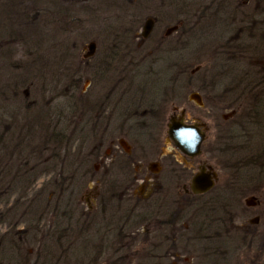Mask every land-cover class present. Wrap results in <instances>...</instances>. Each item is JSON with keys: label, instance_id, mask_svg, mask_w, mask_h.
Wrapping results in <instances>:
<instances>
[{"label": "rangeland", "instance_id": "obj_1", "mask_svg": "<svg viewBox=\"0 0 264 264\" xmlns=\"http://www.w3.org/2000/svg\"><path fill=\"white\" fill-rule=\"evenodd\" d=\"M207 7L210 11L204 18ZM259 8H264V0H0V120L14 125V136L12 139L9 135L5 136L3 143L12 142L10 145L13 147L21 139L32 140L33 147L42 150V161L49 165V171L53 169L37 179L29 191L30 199L37 193V198L48 203L47 211L40 213L41 216L46 214L40 224L33 223V226H39L33 229L40 230L41 235L37 239L44 237L45 230L52 229L53 211L54 214L73 213L72 225L82 222L86 214H91L89 221L102 225L97 213L100 210L98 195L104 187L99 190L97 181L85 185L82 181L72 185L66 183L68 186H65L57 183L55 176L62 179L61 174L65 175L67 169L77 170L82 160L86 162V171L96 166L97 178L104 176L117 145L116 137H125L121 133L115 134L112 142L101 149L96 162L90 154L95 150L97 139L87 135L93 134L90 128L85 136L81 128L83 114L89 109L99 111L104 96L113 93L116 84L120 83L116 88L119 92L125 87L121 83L147 82L151 77L146 74L147 68L153 67L156 71L163 68L165 90L169 92V88L174 86L173 92L177 96H167L168 101L166 99L161 105L165 117L180 116L182 113L186 122L202 126L207 134L208 112L213 106L216 125L223 124L222 115L228 114L240 103L229 107L222 96L226 90L213 91L205 83L212 66H219L224 59L212 58V41L220 35L227 38L238 34V29L244 28L246 42L252 44L264 33L263 25L260 24V28L257 23L253 25V21H264V13L259 15ZM206 18L209 20L205 21ZM217 18L219 21L213 24L212 20ZM147 20H153V23L149 35L143 38ZM178 21L183 22L181 27L180 23L176 25ZM227 21L230 25L232 23V27H227ZM175 26L178 27L176 31L169 32ZM164 43L172 47L180 46L175 53L168 54L162 52L164 47H160L165 46ZM157 47L160 51L156 54L164 59L153 57L156 54L152 56ZM245 49L242 63L237 65V60L230 58V64L239 70L255 62L264 71V59L252 54L247 47ZM105 53L114 57L105 56ZM250 58L256 60H251V64ZM170 63L171 66L174 63L181 65L180 77L166 70ZM213 77L216 81L215 75L211 79ZM253 93L254 99L256 96L264 99L263 90ZM193 95H197L200 102L191 98ZM47 110H53L51 115L47 114ZM62 110L72 123L69 121V125L66 123L69 127L63 125L61 128H68L67 131L74 129L75 132L59 148L56 143L50 142L52 127L48 120L45 121L44 115L55 117V112ZM167 118L163 119L157 141L162 154L183 172L187 180L201 168L216 171V186L198 199V208L203 207L198 214H182L174 233L172 226H160V222L167 219L164 214H143V210H134L127 224H123L124 220L119 222L120 219L116 230L109 232L110 253L101 256L95 263L86 260L82 264H108L117 260L120 264V258L124 264H264V256L257 255L258 237L252 240L248 232L242 230L264 234V184L261 187H244L239 183L226 186L238 176H233L232 168H227L229 163L226 164L225 155L211 151L214 133L210 136L208 132V139L199 156L188 159L178 154L165 139ZM62 121H65L64 118ZM74 121L80 123L78 128H74ZM1 126L4 125H0V131ZM259 141L264 142V134L257 138L256 143ZM15 157L12 159L14 163ZM155 158L156 154H153L143 162L147 165ZM164 182L166 186L167 181ZM133 188L137 190L136 186ZM183 188L180 186L178 190L182 193ZM221 194L229 199V206L238 211L229 218L231 227L213 226L210 233L219 232L220 236L216 238L205 230L198 234V223L194 219L201 216L200 222L204 219L202 216H209L216 222L219 215L207 213L213 209L219 211L217 207L226 204L215 203L212 209L208 207L210 201ZM15 200L16 195L12 196L7 206L0 204V213L5 212ZM73 204L77 208H72ZM28 205L31 209L29 201ZM23 211L24 208L18 210L19 213ZM123 216L127 215L123 212L116 214V221ZM30 218L27 215L18 224L15 218L6 220L0 225V238L11 229L14 221L18 231L26 227ZM252 221L256 223L252 224ZM64 222L66 225L69 221L65 218ZM224 228H227L226 231ZM100 231L107 234L102 229ZM24 244V249L34 256L37 250L29 249H37V243L30 245L24 240ZM114 251L116 253L111 254ZM80 258L79 255V260L74 259L71 264L79 263Z\"/></svg>", "mask_w": 264, "mask_h": 264}, {"label": "flooded vegetation", "instance_id": "obj_2", "mask_svg": "<svg viewBox=\"0 0 264 264\" xmlns=\"http://www.w3.org/2000/svg\"><path fill=\"white\" fill-rule=\"evenodd\" d=\"M219 7L221 8V6ZM263 9H258L259 15L264 13ZM209 11L210 9L208 8L204 18L207 17ZM204 20L208 21L209 19L206 18ZM216 21H219V19H213V24ZM179 23L181 27L183 22L178 21L176 25L179 26ZM256 23L259 28L261 25L264 26V21H253V25H256ZM225 24L227 27H232V23L230 25L228 21ZM244 31V28H240L238 29V34H234L233 36L226 35V37L228 36L227 38L220 35L212 41L214 43L212 58L223 57L224 59H222V63L219 66H212L211 72L209 71L207 74L205 83L213 91L217 89L226 90L222 96L225 97V101L228 102L229 107L232 108L237 103L240 104L237 108H232L228 114L222 115L223 124L217 125V116L212 106L208 112L210 121H208L207 131L210 136L214 133L210 144L211 151H217L225 155L227 159L226 164L229 163L227 168H232L230 169L232 175L238 176L234 178L235 181L230 180L226 186L231 184L237 185L239 183L244 187L252 185L261 187L264 184V142L259 141L256 143V140L264 134V99H258L257 96L254 99L255 94H252V92L264 91V71L255 62L251 63V60H256V58H250L249 63L252 66L239 70L234 64H230V58L236 59L237 65L242 63L243 60L241 58L245 55V48L247 47V50L252 54L254 53L264 59V33L260 34L259 39L252 44H247L246 37L243 34ZM248 37L251 38L252 36ZM179 46L172 47L165 44V46L160 47H164L162 48L163 53L173 54ZM158 49L157 47L155 52H152V56L160 51ZM104 55L114 57L112 54L105 53ZM158 55L156 54L153 57L164 59L160 57L161 55ZM176 65V63L173 66L169 64L166 70L170 73L173 71L174 76L176 75L178 78L181 76V65ZM163 70V68L161 71H156L153 67L147 68L148 74L151 75L148 78L149 81L146 80L147 82L143 83H121L125 87L120 89L119 92L116 91V88L120 83L116 84L113 88V93L111 92V94L104 96V103L100 105V110L96 112L95 117L98 126L95 130V139H97V144L92 153V157L95 158L96 162L101 149L112 142V137L115 134L121 133L120 135L125 137L124 139L116 137L115 142H117V145L110 157L109 165L105 166L104 176L97 178V174L95 173L92 180L89 181H97L99 190L107 186L117 188L115 198L111 194L104 204L108 214H119L121 212L123 214H133L136 209L143 210V214H164V216L169 214H198L203 208H198V199L211 192L217 184L218 173L216 171L205 170L204 168L194 173L189 180L185 179L186 176L183 172L171 164L167 160V156L162 154V148L157 146L161 124L163 119L167 118L162 114L163 108L161 105L166 99L168 101L169 98H166L167 96L172 95L175 98L177 97L173 92L174 86L172 89L169 88V92L165 90ZM214 75L216 81L214 77L211 79ZM248 98H252V100H248ZM248 102L249 104H247ZM183 116L181 113L180 116L170 115L167 118L165 139L169 141L173 150L178 154L192 159L201 154L202 147L208 139V132L206 134L203 127L198 124L186 122ZM173 122L177 126L180 124L188 127L195 126L203 135L197 155H187L175 145L169 136V127ZM212 128L217 129L212 130ZM153 154H156V158L146 165L143 161ZM169 155L174 159L171 154ZM233 159L234 161H232ZM143 163L146 166H143ZM95 168L96 166H94V171L96 172ZM201 174L209 175L213 187L205 193L197 194L193 190V179ZM164 181H167L166 186H164ZM184 183H187V185H184ZM135 186L137 190L133 188ZM180 186L184 187L182 193L178 190ZM102 191L103 188L99 192V200ZM170 191L172 192L169 193ZM224 197L221 194L216 196L213 201H210L209 209L215 207V203H224L226 205L223 207L218 206L217 209H220L219 211L213 209L214 211H211L209 214L238 213L234 207L228 205L229 199H225ZM99 203L100 210H102L103 204L101 201ZM229 208L232 209L230 210ZM100 214H104L103 211ZM180 219L181 216L179 215L164 221L168 227H173L172 232L174 233L177 224L180 223ZM229 224L231 227V220ZM242 230L244 232L247 231V234L251 232L248 229ZM255 237H258V242L264 241V234L260 235L254 232L252 238L255 239Z\"/></svg>", "mask_w": 264, "mask_h": 264}, {"label": "trees", "instance_id": "obj_3", "mask_svg": "<svg viewBox=\"0 0 264 264\" xmlns=\"http://www.w3.org/2000/svg\"><path fill=\"white\" fill-rule=\"evenodd\" d=\"M52 111L53 110H47V114L51 115ZM96 112L97 110L89 109L87 113L83 114L84 121L81 129H83L84 136L85 134H87V129L90 128V132H92L93 134L87 135H91L93 138L96 137L95 130L98 126L95 117ZM55 113L57 114V116L49 117V115H44V119L46 122L48 120L49 124L52 127L50 131V138H52V140L50 142L56 143L57 146L60 148L62 145H64V142H68V138L73 136L75 130L72 129L71 131H67L68 128H61V126L63 125L69 127V121H71L72 123V120L64 115L65 112L63 110L56 111ZM61 118H64L65 121H62ZM1 124H3L4 126H1L2 131H0V204H4L5 206H7L9 204V201L12 199V196L14 195H16V200L13 204H11L9 208H6L5 212L0 213V225L2 223L4 224L6 220L10 221L13 218L17 219V224L21 221L23 217L27 215H30L31 218L26 222V227L23 230L17 231L16 227L14 226V221L13 225L11 226V229L1 235L0 264H71L72 260H79V255L81 257L80 261L79 263L74 262L75 264H82L86 260L95 263L101 256L103 257L104 255L109 254L112 248V246H110L109 244L110 241L108 239L109 232L116 230L117 224L123 220V224H127V221H129L133 215L126 214V217L123 216V218L121 217L116 221V214H108L106 208L104 207V204L106 203V199L108 200V197L111 194H113L115 198L117 188L111 186L103 188L100 197V201L103 205L102 210H100V212L103 211L104 214H100V212L97 213V215L101 217L100 223L102 225H98L97 221H89L91 214H86L82 222H75L74 225H72V220L74 219L73 213L54 214V211L52 210L53 212L51 213V217L54 218V223H52L54 225L52 226V229L45 230L44 237L37 239V236L41 234L39 229L33 230L34 228L39 227L37 225L33 226V223L36 222L37 224H40L42 217H45L46 215L44 214L43 216H41L40 213L47 211L46 209H48V203H45L43 200L37 198L38 196L36 192L34 197L30 199L29 191L32 189L37 179H39L42 175H45L49 171V165H46L45 162L42 161L43 152L42 150H36L33 147L32 140L23 141L21 139L16 142L13 147L10 145L12 142H6V146V143H3V140L5 136L8 135L11 136L12 139V137L14 136L12 127L14 125L6 123L4 119L0 120V125ZM79 125V122L77 123V121H74V128ZM14 155H16V163L12 162ZM90 155L92 157L93 154L91 153ZM3 161H6V163L3 164ZM84 165H86V162L85 160H82V163L80 166H78L77 170L67 169L65 175L61 174L60 177H62V179H59L55 176L56 182L60 183L61 185L65 184V186L72 185L75 183L79 184L81 183L80 181H82L84 185L87 184L90 180H92L95 171L94 167L90 168L92 169L91 171H86L84 169ZM52 170L53 169H51L50 171ZM28 201L30 207H32L31 209H29ZM23 208L24 211L22 213H19L18 210H22ZM72 208L77 207L75 204H73ZM210 212L211 211H209L207 214H209ZM179 215L182 218V214L166 215V220L175 218ZM216 215H219L217 216L216 222L213 217L209 218V216H202V218L204 219L200 222L198 220L201 216L195 218L196 220L194 219V221L196 222V224L198 223L196 229L197 233H203L205 230L207 234L209 233L208 235H212L215 238L219 237V232L214 231V233H210L212 231L210 229H213V226L219 228L220 225L229 227V218L231 217V214ZM65 218L67 221H69L66 223L67 226L64 225ZM80 219L81 217L79 218V220ZM165 221L160 222V226H166L167 223ZM192 224H194V222ZM99 227H102L101 229L104 230L103 232H106L107 234H102V231H100L101 229H98ZM226 229L227 228H224L225 231ZM29 235L31 236L29 237ZM48 235L49 237H47ZM247 235L251 238L253 237L252 232ZM31 237H33V241H31ZM24 240L27 244L30 245L33 242L34 244L37 243V249L31 247L29 250H37L39 252L36 251L34 256H31L29 254V251H26L24 249ZM79 240H81L82 242H79ZM259 243V252L257 255L261 257V254L262 256H264V241H260ZM115 253V251L111 252V254L113 255ZM120 259V264H124V260L122 258ZM108 264H118V260L114 263Z\"/></svg>", "mask_w": 264, "mask_h": 264}, {"label": "water", "instance_id": "obj_4", "mask_svg": "<svg viewBox=\"0 0 264 264\" xmlns=\"http://www.w3.org/2000/svg\"><path fill=\"white\" fill-rule=\"evenodd\" d=\"M151 24L152 20L146 21L142 33L143 38H146L149 35ZM177 28L178 27L175 26L174 28L170 29L169 32L175 31ZM90 49H92V46H90ZM191 98H195L197 102H200L197 95H193ZM169 136L183 153L190 156H194L199 153V146L203 140V135L199 132V130H197L195 126L188 127L181 124L177 126V124L173 122V124L169 127ZM212 187L213 184L209 175L201 174L193 179V190L197 194L205 193ZM255 223L256 221H252V224Z\"/></svg>", "mask_w": 264, "mask_h": 264}]
</instances>
